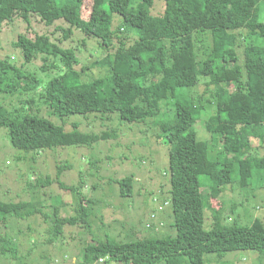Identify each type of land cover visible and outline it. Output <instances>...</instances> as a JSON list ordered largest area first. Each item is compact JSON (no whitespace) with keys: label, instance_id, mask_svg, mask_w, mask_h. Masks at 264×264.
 Masks as SVG:
<instances>
[{"label":"trees","instance_id":"16d2710c","mask_svg":"<svg viewBox=\"0 0 264 264\" xmlns=\"http://www.w3.org/2000/svg\"><path fill=\"white\" fill-rule=\"evenodd\" d=\"M86 2L0 0V32L2 23L13 21L15 16L29 23L30 15H36L46 25L62 19L69 26L57 29L63 40L71 36L73 29H79L101 50L96 61L109 59L108 66L103 67L106 76L82 81L74 69L80 60L72 49L62 48L43 35L33 39L18 35L12 45L21 54L22 66L19 68L13 59L0 60V128L6 130L13 148L27 154L66 147L90 148L100 140L116 137L114 130L88 133L76 123L71 131H65L63 125L33 111L36 104L61 121L75 115H94L101 122H110V115L117 114L121 121L142 123L160 113H174L155 123L159 129L157 139L168 147V172L164 176L168 180L166 201L172 211L173 231L165 238L144 237L135 242L110 238L95 242L90 236L74 264H204L208 254L222 259L229 252L247 250L264 257V224L255 220L250 226L224 225L223 209H212L209 202L219 199L233 181H238L241 188L249 187L252 180L257 179L259 185L264 181V156L253 146L264 145L263 0H163V15L154 25L149 23L153 0H99L84 20ZM112 15L119 16L114 27ZM242 31L247 33L243 35ZM201 34H209L211 44L207 46L198 39ZM246 35L253 41L246 44ZM257 40L263 45H257ZM239 51L243 63L236 67L235 77L227 79L219 69L237 64ZM38 58L42 60L41 73L56 74L46 83L37 73L23 68ZM203 81L205 91L214 87L210 94L213 112L204 121L210 138L207 142L199 140L194 130L198 121L194 113L200 99L188 96V91ZM231 92L249 98L257 94L258 98L230 101ZM199 110L204 111V107ZM211 148L217 149L215 156ZM68 168L66 163L58 165L55 181L46 177L42 185L56 182L60 189L75 191L76 187L59 180ZM202 176L206 183L200 181ZM117 183L122 197H133L132 177ZM203 187L208 189L205 194ZM59 206L44 214L43 206L0 200V260L19 262L32 252L30 249L23 255L10 231L15 229L17 235H22L18 224L24 226L37 215L45 223L51 220L44 241L47 245L61 242L66 227L91 233L89 218L93 210L85 203L66 217L60 216ZM206 220L211 222L207 228ZM29 226L24 228L28 230Z\"/></svg>","mask_w":264,"mask_h":264},{"label":"rangeland","instance_id":"374dc122","mask_svg":"<svg viewBox=\"0 0 264 264\" xmlns=\"http://www.w3.org/2000/svg\"><path fill=\"white\" fill-rule=\"evenodd\" d=\"M84 1L87 2L83 8L82 18L87 20L91 6L99 0ZM153 1L149 14V23L152 25L161 20L164 10L163 0ZM177 1L181 3L184 0ZM262 4L260 18L264 22V0ZM112 20L114 27L119 16L112 15ZM58 27L69 28L62 19L55 21L52 25H46L36 15H30L29 23L18 16H15L13 21L12 19L4 21L0 32V60L13 59L20 68L23 64L21 54L12 45L17 36L25 35L33 39L35 35H43L48 37L50 42L59 44L62 48L72 49L77 54L80 63L74 69L82 81L106 76L107 71L103 67L108 66L109 59L100 58L96 61L101 54L96 41L87 39L79 29H73L71 36L63 40L62 33L57 30ZM241 33L245 35L247 32ZM197 38L205 41L207 46L211 44L209 34L205 36L201 34ZM251 41H253L252 37L247 36L245 43ZM255 43L263 45L262 40H257ZM149 47L152 48L153 45L149 44ZM239 54L240 59L237 64L230 63L225 68L219 69V73H224L227 79H233L236 67L243 63L240 51ZM101 62L105 63L101 64ZM41 66L42 60L38 58L24 65L23 68L28 73H37L45 83L48 78L56 76L55 73H48L47 77L41 73ZM85 66L90 68L82 71L81 69ZM204 83L205 81L188 91V96L196 100L200 99L196 103L194 113L198 120L194 130L199 140L207 142L210 138L204 127V121L213 112L210 94L214 87L211 85L209 91H205ZM256 95L251 98L245 95V97H239L236 92H231L230 101L249 102L257 99L258 95ZM5 105L10 109L8 99L5 100ZM201 106L204 107V111L199 110ZM33 111L54 124L63 125L65 131H71L73 124L76 123L81 131L88 133L102 134L114 130L116 137L100 140L90 148L66 147L25 154L12 147L6 130L0 128V200L5 202L17 200L43 206L41 211L44 214H50L53 207L60 203L58 209L61 217L72 215L73 210L80 203H85L93 210L89 218L91 233L66 227L64 235L60 237L61 242L57 241L49 245L44 241L48 238L47 230L51 220L45 223L37 215L24 222V226L18 224L19 230L23 232L22 235H17L15 229L10 232L20 243L23 255L30 249L33 250L19 262L1 259L0 264H74L77 261L75 257L80 256V249L90 240V236L95 242L105 238L116 242H135L144 237L161 239L172 233L173 229L170 226L172 211L170 204L166 201L168 180L164 176V173L168 172V147L163 141L157 139L159 129L155 123L162 117L171 118L174 113L168 111L142 123H128L121 121L117 114L110 115V122H101L99 117L94 115H88L87 118L75 115L61 121L51 116L49 111L39 104L33 107ZM26 112L28 110L24 113ZM173 132L175 128H172ZM207 144L210 147V143ZM253 146L258 149L259 155L264 156L263 144L254 143ZM216 151V148H211L213 156ZM209 156H211L210 152ZM65 163L69 165V168L61 174L59 180L66 186L76 187L75 191L60 189L56 182L42 185L46 177L54 179L56 167ZM125 177L133 178V197L120 195L117 182ZM200 181L206 183V178L202 176ZM257 182V179L252 180L249 187L241 188L238 181H233L225 187L219 199H210L212 209H223L222 224L236 223L241 226H250L255 220L264 224V181L261 185ZM202 192L205 194L208 189L203 187ZM211 208L207 209L208 214ZM208 214L205 211L206 218ZM209 223L206 220V228ZM27 224L30 225L28 230L24 228ZM204 264H264V257L253 250L229 252L223 255L222 259L214 254H208L204 256Z\"/></svg>","mask_w":264,"mask_h":264}]
</instances>
